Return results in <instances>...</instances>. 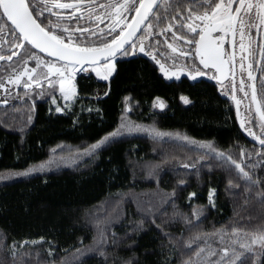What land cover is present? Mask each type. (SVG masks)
Masks as SVG:
<instances>
[{
	"label": "trees",
	"instance_id": "16d2710c",
	"mask_svg": "<svg viewBox=\"0 0 264 264\" xmlns=\"http://www.w3.org/2000/svg\"><path fill=\"white\" fill-rule=\"evenodd\" d=\"M176 42L200 67L193 45ZM160 50L174 65L184 57L169 52L167 43ZM164 75L134 53L122 55L106 80L78 76L79 97L61 113H55L59 95L47 89L0 110V177H7L0 179V264H195L224 228L225 235L233 227L258 234L264 150L214 85ZM157 102L163 107L154 108ZM122 120L212 145L230 163H241L253 187L232 166L214 158L196 162V149L146 136H121L80 158ZM78 154L72 166L45 167L54 155ZM241 261L264 264V255L246 251L235 264Z\"/></svg>",
	"mask_w": 264,
	"mask_h": 264
},
{
	"label": "snow or ice",
	"instance_id": "6c2138e0",
	"mask_svg": "<svg viewBox=\"0 0 264 264\" xmlns=\"http://www.w3.org/2000/svg\"><path fill=\"white\" fill-rule=\"evenodd\" d=\"M185 2L186 0H175V2L173 0H107L104 3H98L97 0H67V2L0 0V38L11 36V40L6 41L10 45V54L5 53L3 44H0V61L12 62L8 68L12 70L13 75L8 77L7 82L22 85L27 91L34 83L38 84L40 79L44 78L48 80L49 86L58 83L60 92L67 101L75 94L71 81L77 72L92 71L99 79H107L112 72V61L116 55L118 53L128 55L130 49L134 52L138 46L141 52L150 56L159 65L160 71L166 77L175 75L160 62V59L152 55L144 43L147 40L149 46L153 47L150 37L171 32L175 41L183 40L184 45H195V57L205 69H215L214 75L209 79L215 78L219 84L231 76L233 98H235L238 62L235 52L236 37L239 35L238 47L242 54L239 57L240 70L242 73L247 71L248 81H254L253 63L245 65V62L249 55L254 56V50L251 47V29L256 28L258 32L264 29V0H200L198 5H193V9L189 10L183 8ZM60 10L71 11L65 13ZM169 11H175V16L171 19L168 17ZM85 14H87L89 26L81 23L85 19ZM165 21H168L167 27H160ZM101 24L104 25L103 28L99 27ZM174 28H176L175 31ZM92 37H96V40L93 41ZM226 37L232 38L228 42L233 48L231 53L225 47ZM246 39L247 43H245ZM165 43L172 53H178L180 56L190 54L183 48H177L174 43H168L167 40ZM259 48L261 56L264 57V44H260ZM39 53H43L44 56L42 57ZM159 54L167 55L163 51ZM13 57L17 59L13 61ZM30 60L35 62L34 67L28 66ZM255 64L261 72H264V60L255 61ZM204 74L196 73V75ZM24 76L28 78L26 81L21 79ZM4 87L5 83H0V88ZM248 88H251L249 111L251 107H255L253 119L260 121L258 126L261 131L257 135L252 130L256 125H253L251 120L248 126L241 121V128L252 139L258 141L261 149L264 150V77H261L259 99L256 88L253 85H246L241 78L239 91L244 93L245 98L249 96ZM181 100L188 103L186 97L182 96ZM125 101V112H127L128 97H125ZM237 105L239 107V102ZM160 107H163L162 103ZM56 111L59 112L61 109L57 108ZM122 130H144L150 135H163L156 133L154 128L140 129V126L129 125L122 120L116 131L108 133L92 145V149H98L101 145L112 142L120 136ZM200 147L208 149L201 152L202 156H208L210 152L215 151L210 144L200 145ZM241 155L243 156V152ZM219 158L224 161L223 155ZM231 163L240 174L238 178H243L245 186L251 189L253 182L250 174L244 170L241 163L236 161ZM249 167H255V165H249ZM231 170L229 168V171ZM6 178L0 177V179ZM192 195L194 193L190 194V198ZM211 198L210 191L209 199ZM221 231L224 234L228 233L227 228ZM237 232L236 227L231 229L232 235L235 236ZM233 243H239L240 248L248 252H253L251 245L259 244L260 253L264 255V227L259 228L258 234L249 242L233 240ZM203 251L204 249L200 248V252ZM220 251L223 255H219V259L208 260L206 264H235L241 255L232 249L230 259L228 248H222ZM209 255H218V253L213 251ZM240 264H243V261Z\"/></svg>",
	"mask_w": 264,
	"mask_h": 264
},
{
	"label": "flooded vegetation",
	"instance_id": "af4514ba",
	"mask_svg": "<svg viewBox=\"0 0 264 264\" xmlns=\"http://www.w3.org/2000/svg\"><path fill=\"white\" fill-rule=\"evenodd\" d=\"M62 2H67V0H62ZM97 2L98 3H104V2H107V0H97ZM199 3H200V0H186V2L183 4V8L185 10H189V9L193 8V5H198ZM60 11L67 13V12H70L71 10H60ZM200 11H203V9H200ZM185 14H187L186 11H185ZM78 15H79V13H78ZM53 19H55V18L53 17ZM81 23H82V25L89 26L87 14H85V19ZM167 24H168V21H165L164 24H162L160 27H167ZM99 27L103 28L104 25L101 24ZM173 30L175 31L176 28H174ZM155 31H159V29H155ZM214 35H217V34L214 33ZM250 35L252 37L251 47L254 50V56L249 55L248 60L245 62V65H247V63H253V76L255 77L254 81H248L247 71H244L242 73L240 70L239 57L242 54L240 53L239 47H238L239 35H237V37H236L237 47L235 48V52H236L238 62L236 64L235 97L237 98V102H239V105H241L242 109H249L250 108L251 88H248L249 96H248V98H245L244 93L239 91V85L241 82V78H243L246 85H253L257 90V94L259 95L260 88H261V77H264V72H261L255 64V61L264 60V57L261 56V52H260V48H259L260 44H264V29H261L258 32L256 28H252ZM91 39L93 41H95L96 37H92ZM149 39L152 41V44L154 46L150 47L149 42L146 40L144 42L145 47H148L149 51L152 53V55H155L158 59H160V62L162 64H165V66L169 69V71L171 73H175V75H170L167 78H170V79L176 78L177 79V77H180V76L183 78H186V76H187V78H189L191 76V77H195L194 80L203 79L204 82L214 85L223 96L227 97L230 101L234 102L235 99L233 98V86L231 83V76H229V79L224 80L223 83L218 84L216 82L215 78L209 79L210 76L214 75L215 69H212V68L205 69L203 67V65H201V64H200V67L198 66L197 63L194 64L193 59H192L193 57L190 54L188 56L180 57L182 61L180 63H178L177 65H174L173 59H171L169 56H160L159 53L161 52V50H160V43L161 42L165 43V40H167L168 43H174L175 45L177 44V42L173 39L171 32H165L159 36L150 37ZM231 39H232L231 37H226V42H225V47L227 48V51L230 53L233 51V48L228 43L229 41H231ZM10 40H11L10 35L0 38V44H3V51L7 54H10V51H9L10 45L8 43H6V41H10ZM180 41L183 43L182 40H180ZM247 42L248 41L246 39L245 43H247ZM137 43L139 44V41ZM137 48L135 49L134 52L130 49L129 54L133 55V53H134L137 56H139L143 59H146L147 61H150L151 63H153V65L155 67H157L160 70L159 65L150 56L145 55L144 52L137 54ZM194 48H195V45H193V53L195 54ZM11 50L14 51L15 49H11ZM169 52H171L170 49H169ZM172 54L174 56L178 55V53H172ZM39 55H41L42 57L44 56L42 54H39ZM122 55L124 56V54L120 53L118 56H116L114 58L113 62L115 63V61L118 60V58ZM16 59H17V57H13V61H15ZM194 60L197 61L196 59H194ZM10 63H12V62L11 61H0V79L1 78L5 79V78L13 75L12 70L10 68H8V65ZM28 66L34 67L35 62L31 61V60L28 61ZM197 72H203L205 74L204 75H196ZM78 73L75 74V78L80 76V75H78ZM21 79H22V81H26L28 78H27V76H24ZM50 79H55V78H50ZM0 83H1V81H0ZM2 83H5V87L0 88V110L3 108L4 110L7 111V109L9 107H13L16 104L21 103L23 100H26L28 95L32 96L36 93L35 91H41L42 89L50 90V93H55L58 95L61 94L58 83L54 84L52 86H49L48 80H46L44 78H41L38 84L34 83L31 88L27 89V91L24 89V87L22 85H20V86L14 85V84L8 83L7 81H3ZM5 101H7V102L5 103ZM251 109L254 110V107H251Z\"/></svg>",
	"mask_w": 264,
	"mask_h": 264
},
{
	"label": "rangeland",
	"instance_id": "374dc122",
	"mask_svg": "<svg viewBox=\"0 0 264 264\" xmlns=\"http://www.w3.org/2000/svg\"><path fill=\"white\" fill-rule=\"evenodd\" d=\"M112 64H113V69H112L111 74L113 73V70H114V62L113 61H112ZM82 73H85V72H82ZM90 73H93L94 76L97 77L95 72H92V71L87 72L85 75H89ZM111 74L108 76V78L111 76ZM78 75H81V73H78ZM75 79L76 78L74 76L73 80L71 81V84H72V87L74 89V93L75 94L72 95L71 99L66 101L64 99L63 94L61 93L59 95V97H60V100L62 102V105L60 107H55V113H61L64 108H67L70 104H72L74 102L75 99H77L79 97L77 92H76V88H75ZM104 80H106V79H104ZM103 95H106V92H104ZM234 99L235 100H234L233 103L235 105V109L237 111V114H238V111H239L240 119L242 118L243 121L245 122V124L248 125L249 120H252V113H253L252 110L253 109H251V111H249L250 108L249 109H242L241 105H239V107H238L237 98L235 97ZM155 107L156 108H161L159 102L155 103ZM57 108H60L61 111L57 112L56 111ZM121 123L119 124L118 128L120 127ZM124 123L129 124V125H138V126H140V129L154 128V127H151V126L136 124V123H133V122H131L129 120L124 121ZM154 129L156 130V133H160V134H163V135H150L147 131H144V130H132V131L122 130L120 136H118L117 138H119L121 136L139 135V136H146V137H150V138L158 139V140H168V141L179 142L181 144H185V145H187L189 147H192V148L196 149L197 151H199V156H198L196 162H202L206 158H214V159H216V160H218V161H220V162H222V163H224L226 165H229V166H232V167L235 168V166H233L228 160H226L224 156H223L224 157V161H227V162L221 161L220 158H219L221 154L217 153L215 151L210 152L208 156H202L201 152L202 151H207L208 149L207 148H201L200 145H209L208 143H203V142H200V141H194V140L189 139V138H187V137H185V136H183L181 134H178V133L165 132V131L158 130L156 128H154ZM243 131L246 132L244 129H243ZM260 131L261 130L259 129V134H260ZM246 134H247V132H246ZM185 138H187V139H185ZM256 142H258V141H256ZM103 145H101L99 148H101ZM95 150H97V149H95ZM95 150H93L92 147H90L87 151L82 153L80 158L88 156L91 152H93ZM61 156L62 155H57V156L54 155L53 157H51V160L47 161V163L45 164V167L47 169L55 168V167L56 168L69 167V166H72L73 164H75L80 159V158H78L80 156V154L74 155V156H72L69 159L68 158L65 159L64 157H61ZM211 193H212V198L210 200L209 199V195H208V200H209L210 203H213L214 202V192L211 191ZM252 238L253 237H250V236L244 235V234H240V233H237L235 236L232 235V233L228 234V235H225L223 233L222 235H220V237H214V241L216 243V246L210 244L209 250L206 251L207 252L206 255L204 256V253H203V256L200 258L201 259L200 263H195V264H202V262H204V264H205L207 258H212L213 257V258H215V260L219 259V255H223V253L220 251L222 248H228L229 249V258L230 259L232 258V249H235V251L238 254L242 255L243 252H246L245 249L240 248L239 243H235L234 244L233 240H238L240 242L247 243ZM251 247L253 248V251L260 250V245L259 244L251 245ZM213 251H216L218 253V255H209ZM240 256H239V258H240Z\"/></svg>",
	"mask_w": 264,
	"mask_h": 264
},
{
	"label": "water",
	"instance_id": "95a60500",
	"mask_svg": "<svg viewBox=\"0 0 264 264\" xmlns=\"http://www.w3.org/2000/svg\"><path fill=\"white\" fill-rule=\"evenodd\" d=\"M141 53V51H140V49H139V47L137 48V54H140ZM40 54H42V55H44L43 53H40ZM120 53H118L116 56H118ZM78 73V72H77ZM217 82V81H216ZM224 82V80H222V82L221 83H223ZM254 113H255V107H254Z\"/></svg>",
	"mask_w": 264,
	"mask_h": 264
},
{
	"label": "bare ground",
	"instance_id": "6f19581e",
	"mask_svg": "<svg viewBox=\"0 0 264 264\" xmlns=\"http://www.w3.org/2000/svg\"><path fill=\"white\" fill-rule=\"evenodd\" d=\"M71 98H72V96L69 99H71Z\"/></svg>",
	"mask_w": 264,
	"mask_h": 264
}]
</instances>
